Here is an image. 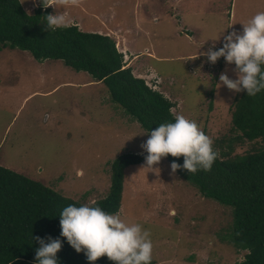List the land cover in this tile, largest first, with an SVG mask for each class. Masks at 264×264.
I'll list each match as a JSON object with an SVG mask.
<instances>
[{
  "label": "rangeland",
  "instance_id": "obj_1",
  "mask_svg": "<svg viewBox=\"0 0 264 264\" xmlns=\"http://www.w3.org/2000/svg\"><path fill=\"white\" fill-rule=\"evenodd\" d=\"M20 2L32 13L40 0ZM48 9L83 31L111 33L119 49L125 50L121 41L131 38L144 50L142 64L126 54L125 65L151 85L155 71L160 89L175 103L173 114L195 120L213 140V149L234 155L264 145L261 139L234 138L240 133L231 124L238 93L219 77L227 69L230 79H238L235 64L221 57L213 65L199 55L214 43L213 50L222 48L224 36L233 31L242 34V23L264 12V0H81L79 6ZM152 46L149 55L145 49ZM149 135L87 72L60 59L39 61L28 50H0V165L89 205L108 194L113 160L142 154ZM144 166L145 161L125 168L115 214L150 232L155 264L243 260L247 251L225 238L232 228L231 207L202 196L177 172L172 175L166 158L153 166L158 175Z\"/></svg>",
  "mask_w": 264,
  "mask_h": 264
},
{
  "label": "trees",
  "instance_id": "obj_2",
  "mask_svg": "<svg viewBox=\"0 0 264 264\" xmlns=\"http://www.w3.org/2000/svg\"><path fill=\"white\" fill-rule=\"evenodd\" d=\"M48 14V8L36 7L28 13L20 0H0V50H28L39 61L60 59L76 71L87 72L102 81L110 98L149 133L159 124L175 122V103L132 73L110 35L83 31L76 24L44 31V16ZM231 124L240 132L235 140L264 141V90L255 96L243 91L234 97ZM218 153L211 171L190 174L181 167L177 173L202 196L231 207L232 228L225 238L247 251L235 264H264V145L244 154ZM146 156L144 151L116 157L111 163L108 194L89 206L115 214L121 205L125 168L145 161ZM166 159L171 164H184L183 156L169 154ZM68 205L84 204L0 165V264H37L36 249L41 245L34 237L48 242L49 236L62 242L58 264H92L84 252L77 253L61 236L60 213ZM94 264L115 262L105 255Z\"/></svg>",
  "mask_w": 264,
  "mask_h": 264
},
{
  "label": "clouds",
  "instance_id": "obj_3",
  "mask_svg": "<svg viewBox=\"0 0 264 264\" xmlns=\"http://www.w3.org/2000/svg\"><path fill=\"white\" fill-rule=\"evenodd\" d=\"M81 0H42L45 9L67 8L79 6ZM47 27L44 31H55L71 25L68 17L60 12L44 16ZM243 24V32H231L224 36L223 47L219 50L209 48L200 53L207 57L213 65L221 58L227 64H235L238 79H230L221 73L219 80L230 91L237 93L246 91L248 96H255L264 90V12H258L247 23ZM219 39V38H218ZM218 39H213L217 41ZM156 82V81H155ZM221 85L219 84V87ZM213 140L198 126L195 120H190L182 114L175 115V122L159 124L150 131L149 138L141 144L147 152L145 166L158 175L160 169L153 167L169 154L173 157H184V164L173 162L171 174L183 167L190 174L198 170L211 171L219 156L213 149ZM61 236L77 253L84 252L88 261L94 264L99 258H107L115 264H151L153 243L149 231L136 223L128 225L118 214H108L100 207L87 204L79 207L68 205L60 213ZM41 245L36 249L37 264H58L57 253L62 248L59 239L48 237V242L40 237H34Z\"/></svg>",
  "mask_w": 264,
  "mask_h": 264
},
{
  "label": "crops",
  "instance_id": "obj_4",
  "mask_svg": "<svg viewBox=\"0 0 264 264\" xmlns=\"http://www.w3.org/2000/svg\"><path fill=\"white\" fill-rule=\"evenodd\" d=\"M105 34H107V35H110L111 36V33H105ZM134 36V35H133ZM133 38V40H134V38H136V37H132ZM129 40L130 41H128V39H124V40H122L121 41V43H122V46L125 48V50H123V49H119L118 48V50L120 51V52H122V54H123V56L124 55H132L133 57H134V60H135V62L137 61V63L139 64V65H141L142 64V62H141V57L142 56H139V55H141V53L140 52H142V51H144L143 49L142 50H139L138 48H135L134 46H133V44H132V40H131V38H129ZM155 46H152V47H146V49H145V51L147 52V54H149V55H151L152 54V52L154 51V48ZM138 50V51H137ZM140 59V60H139ZM134 62V61H133ZM127 66H129V65H127ZM131 67V66H130ZM147 67H149V65L147 66ZM149 69H151L150 67H149ZM153 74H155V76L154 77H156L157 78V81L156 82H154L155 83V87H156V90H160V92L161 93H163L166 97H168L170 100H171V98H172V96L168 93V91H163L162 92V90L160 89V87H159V83H160V77H159V75L155 72V71H153ZM135 76H137V75H135ZM138 77H140V76H138ZM142 78V77H141ZM172 101V100H171ZM174 102V101H173ZM175 106V105H174ZM172 108H174V107H172ZM155 264V263H154Z\"/></svg>",
  "mask_w": 264,
  "mask_h": 264
},
{
  "label": "built area",
  "instance_id": "obj_5",
  "mask_svg": "<svg viewBox=\"0 0 264 264\" xmlns=\"http://www.w3.org/2000/svg\"><path fill=\"white\" fill-rule=\"evenodd\" d=\"M145 81H146V80H145ZM146 83H147L148 86L152 87L153 89H156V87H155V83H153L154 85H151V83H149V82H146Z\"/></svg>",
  "mask_w": 264,
  "mask_h": 264
},
{
  "label": "water",
  "instance_id": "obj_6",
  "mask_svg": "<svg viewBox=\"0 0 264 264\" xmlns=\"http://www.w3.org/2000/svg\"><path fill=\"white\" fill-rule=\"evenodd\" d=\"M39 7L44 8V7H43L42 0H40V2H39Z\"/></svg>",
  "mask_w": 264,
  "mask_h": 264
}]
</instances>
